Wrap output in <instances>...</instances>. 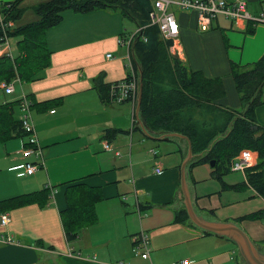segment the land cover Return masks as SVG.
<instances>
[{
    "label": "crops",
    "instance_id": "crops-1",
    "mask_svg": "<svg viewBox=\"0 0 264 264\" xmlns=\"http://www.w3.org/2000/svg\"><path fill=\"white\" fill-rule=\"evenodd\" d=\"M45 1L22 0L20 7L24 13L15 26L35 21L37 17L32 9ZM245 1L252 16H257L264 7L263 0ZM27 9L34 15L26 16ZM62 17L59 25L46 32L50 65L41 73L38 79L41 83L32 82V93L28 94L33 104L31 116L44 166L31 177L23 175L19 167L27 160L20 154L21 139L19 148L10 149L8 144L0 152V165H3L0 168V201L28 194L34 197L42 191L47 195L36 196L39 200L29 204L0 211L6 212L10 219L6 227H0V234L12 237L11 243L0 244V264H102L95 257L73 254L72 243L67 244L65 240L60 212L66 209V187L77 182L99 188L102 195V200L95 206L97 222L79 236L87 235L89 229L97 226L93 234H99L101 243H92L89 251L109 248L112 239H119L122 242L118 246L122 250L120 258L125 257L120 261L126 264H180L186 259L190 264H244L232 242L213 234L201 233L196 237L204 240L210 237L213 244L210 250L201 253L192 249L190 256L178 255L174 248L181 246L182 241L193 242L197 234L189 220L174 222L175 212L184 209L180 165L187 155V141L178 137L159 141L149 139L137 120L138 129L131 126L135 108L129 102L102 103L93 88L97 78L110 85L127 77V47L117 41L119 36L124 35L122 39H125L135 32L137 25L134 30L124 32L120 14L112 10L84 14L65 10ZM176 20L180 28L178 45L181 54L176 58L207 79H221L225 96L216 104L237 110L240 102L230 74V63L245 66L264 54V24L218 18L209 31L198 34L195 12L178 11ZM102 40L108 45L105 48L98 46ZM226 42L228 47H225ZM97 48L100 50L96 51ZM108 54L110 58L106 57ZM262 97L264 99V89ZM255 118L264 126V104L256 108ZM105 129L121 132L114 138H103ZM105 142L111 146L110 150L103 148ZM157 168L160 173L155 172ZM189 170L188 164L186 183L194 210L204 218L210 217L198 204ZM41 199L46 203L44 206L39 205ZM130 207L134 212L128 214ZM159 214H164L165 222L152 225ZM123 216L124 226L118 223ZM205 219L219 222L214 218ZM165 225L176 228L171 232L179 237L177 243L156 240V237L169 235L162 233ZM140 232L147 236L151 234V239L148 236L149 260L145 261L131 252L132 238ZM63 239L68 253H57V249H62ZM91 240L96 241L92 235Z\"/></svg>",
    "mask_w": 264,
    "mask_h": 264
},
{
    "label": "trees",
    "instance_id": "trees-1",
    "mask_svg": "<svg viewBox=\"0 0 264 264\" xmlns=\"http://www.w3.org/2000/svg\"><path fill=\"white\" fill-rule=\"evenodd\" d=\"M21 3L22 0H12L1 6L6 20L18 24L24 13ZM113 9L133 20L139 28L129 49L134 71L139 78L141 75L139 118L148 132L176 133L186 137L194 156L189 171L196 165L214 161L212 169L217 179L232 172V162L242 151H250L256 163L244 172L245 184L264 199V126L255 118L256 108L264 104V54L245 66L230 63L241 109L222 108L216 104L225 96L221 79H207L169 54L171 42L161 39L158 27L150 25V0H46L39 3L32 9L37 17L35 21L7 31L9 39L19 38L17 56L0 58V82H32L41 77L50 65L46 32L62 22L65 10L84 14ZM109 87L100 78L94 80L93 88L102 103L112 104ZM14 107H18V100L0 104V145L26 138ZM134 119L136 122L135 116ZM136 125L134 129L137 130ZM119 132L105 129L103 138H114ZM40 195L47 193L42 191L34 197L28 194L0 201V211L34 202ZM101 200L99 188L80 182L66 187V209L60 212V220L67 244L73 243L84 229L97 222L95 206ZM40 202V206L46 204L43 199ZM188 220L185 209L175 212V223Z\"/></svg>",
    "mask_w": 264,
    "mask_h": 264
},
{
    "label": "built area",
    "instance_id": "built-area-1",
    "mask_svg": "<svg viewBox=\"0 0 264 264\" xmlns=\"http://www.w3.org/2000/svg\"><path fill=\"white\" fill-rule=\"evenodd\" d=\"M152 3V10L149 13L150 25L158 27L160 37L164 41L171 42L169 46V54L177 57L180 54V46L178 39L180 35L179 24L176 20L174 13L170 12V7L175 8L180 12L192 11L197 15L196 28L198 31L204 33L212 28V23L218 19L223 18L229 21L243 20L253 24H264V7L257 16H252L246 7L245 0H234L228 2L226 0H150ZM264 2V0H263ZM4 3L0 0V28L2 29V36L0 37V58L6 56L10 59L13 58L9 45L8 30L14 29L15 22L6 20L1 6ZM139 32V28L131 35H127L125 39H118V44H125L127 47L126 60L128 75L119 82L110 84L109 95L112 104H123L129 102L132 107H136L138 92H139V77L133 68V59L130 51V45L134 36ZM110 58V54L106 56ZM0 91L5 95H12L15 93L13 82H0ZM32 101L24 93L18 98V108L20 111L19 121L21 128L26 138L21 144L20 154L27 160L20 165L19 168L23 170L24 176H31L44 166L42 151L38 144L37 136L34 130L31 109ZM134 115L131 118V126L134 127ZM105 150H110L111 146L105 142L103 144ZM119 155V153H116ZM255 164V157L250 151H242L238 157L232 162L230 167L232 172H244L253 167ZM156 173H160L159 168L155 169ZM9 215L6 212L0 213V227L4 228L9 223ZM12 242L11 235L0 234V244H9ZM131 252L134 256H138L142 260H149L150 243L148 236L144 232H140L137 236L132 238ZM190 260H184L180 264H190ZM102 264H126L122 261L115 263H102ZM151 264V263H150Z\"/></svg>",
    "mask_w": 264,
    "mask_h": 264
},
{
    "label": "rangeland",
    "instance_id": "rangeland-1",
    "mask_svg": "<svg viewBox=\"0 0 264 264\" xmlns=\"http://www.w3.org/2000/svg\"><path fill=\"white\" fill-rule=\"evenodd\" d=\"M112 11H114V13L116 14H120L121 22L123 23L122 30H125L124 32L132 31L135 29L136 24L132 20L123 16L121 12L117 9H113ZM169 11L174 13L176 17L178 11L175 8L170 7ZM31 13L32 11L30 9H27L26 16L28 15V17H30L33 14ZM219 19H223V18H219ZM195 31L198 34H203L202 32L198 31L196 27H195ZM124 37H125L124 35L119 36V38H124ZM224 40L226 39L224 38ZM18 41L19 38L16 36L11 37L9 39L11 53L13 54L14 57L17 56L16 44ZM98 46L101 48H105L108 45H104V41L102 40L101 42H98ZM225 47H228L227 42L225 44ZM99 50L100 48L96 49V51ZM32 82L41 83V80L39 81L35 80ZM32 82L19 83L18 81H13L15 87V93L9 96V95H5L2 91H0V104H2L3 102H9L13 98L20 97L22 93H24L27 96L28 94L31 95ZM240 109L241 107L239 106L237 110ZM14 110H15V115L19 119L20 116L19 108L14 107ZM19 142H21L20 139H14L7 142L4 145H0V152H2L4 150L5 145L8 144L10 149L14 150L17 149V147L19 148V144H20ZM20 149H21V145H20ZM255 163H256V159H255ZM2 166L3 165L1 164L0 168H2ZM16 173H20V171ZM190 180L192 182L191 183L192 188L196 193V196L198 197L199 206L201 207L202 210L206 211L208 216H210L205 218L208 219L214 218V220H217L219 222H228L238 225L247 234V236L254 244L261 245L260 248H262L261 250L264 252V247H263L264 246L263 245L264 244V199L259 197L252 188H250L245 184L244 175L241 172H230L228 174L223 175L220 179H217L213 173V169L210 167L209 164H201L191 168ZM130 212H134L132 207H130L127 213L129 214ZM165 220L166 218L164 214H159L156 220L152 221L151 224L152 225L162 224L165 222ZM125 221L126 220L124 219L123 216L120 217L118 223L124 226ZM96 227L89 229L87 234L88 236L86 234L85 235L82 234L83 236H81V238H79L77 241L73 242L70 245V249L74 251L73 254L79 253L84 258L93 259V257H95L97 260H100L102 263H115L120 261L121 258L125 260L124 259L125 257L120 258V256L122 255V250L120 251L119 249L121 247L118 246L122 242L119 239H116L117 241L112 239L110 241L111 246L109 248H102L101 250H98V252L89 251L90 245L92 243L93 244L101 243V241L99 240L100 239L99 234L97 233L93 234V231L94 229H96ZM162 227H165L162 233H168L169 235L166 236L165 238L161 236L156 237V240H160L161 242H166V243H170V242L177 243L179 237H175V235L172 234L171 232L172 229H176V228L170 225H165ZM193 229L197 231L196 232L197 234L193 237L195 238V240L190 243L186 241L185 242L182 241L181 246H179L180 245L179 244L178 245L179 247H175L174 249L175 251H177L178 255L182 254V256H190L189 253L192 249L197 252L200 251L202 253L206 249L210 250V248L213 246L210 237L207 238L208 240L207 239L204 240V238L198 239L196 237H200V235H202L201 234L202 232L198 228L197 229L193 228ZM91 235L93 238L96 239V241L94 240L90 241ZM148 236L149 239H151V234L148 233ZM185 243L187 244L186 246L183 247L182 245H184ZM231 245L235 250H237L236 246L233 243ZM115 247H117L118 249L117 251ZM68 249L69 248L67 247L66 242L63 239L62 249H57L58 251L56 252L61 254L68 253ZM127 261L128 260H126L125 262Z\"/></svg>",
    "mask_w": 264,
    "mask_h": 264
},
{
    "label": "water",
    "instance_id": "water-1",
    "mask_svg": "<svg viewBox=\"0 0 264 264\" xmlns=\"http://www.w3.org/2000/svg\"><path fill=\"white\" fill-rule=\"evenodd\" d=\"M141 92H142V81L140 75L139 93L135 107V117L140 124L143 134L149 139H153L157 141L164 140L169 137H178L185 139L188 143L187 155L180 165V172H181L180 187H181V193L184 196V201H183L184 209L186 211L189 221L196 228H198L204 233L213 234L218 237H224L228 239L230 242H232L236 246L244 264H264V252L259 250V246L257 244H254L247 236V234L238 225L228 222L209 221L195 212L186 183L188 177L186 172L187 165L194 158L192 154L191 144L186 137L180 134L165 133L160 136H155L149 133L148 131H146V129L144 128L143 124L139 119V105L141 100ZM209 165L211 168H213L215 162L210 161Z\"/></svg>",
    "mask_w": 264,
    "mask_h": 264
},
{
    "label": "flooded vegetation",
    "instance_id": "flooded-vegetation-1",
    "mask_svg": "<svg viewBox=\"0 0 264 264\" xmlns=\"http://www.w3.org/2000/svg\"><path fill=\"white\" fill-rule=\"evenodd\" d=\"M259 250L262 251L261 248H260V246H259Z\"/></svg>",
    "mask_w": 264,
    "mask_h": 264
}]
</instances>
